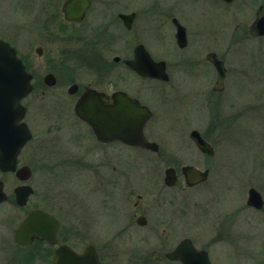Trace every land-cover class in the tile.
Wrapping results in <instances>:
<instances>
[{
	"label": "rangeland",
	"instance_id": "rangeland-1",
	"mask_svg": "<svg viewBox=\"0 0 264 264\" xmlns=\"http://www.w3.org/2000/svg\"><path fill=\"white\" fill-rule=\"evenodd\" d=\"M0 1V24L5 25L9 36L18 31L13 42L37 77L33 92L23 100L28 108L25 121L34 137L21 152L19 164L27 163L31 166L33 175L28 183L36 189L52 191L54 188L57 192L60 190L69 194V191H73L67 180L68 175L61 168H57L56 172L52 170V166L45 164L41 167L36 147L37 141L43 136L51 140L50 143L46 142V150H52L50 146L53 145L55 148L52 151L60 154L72 150L68 149L71 147L70 131L69 128H65V122H63L65 126L57 133L51 135L49 129L50 125L58 120H65L68 125L75 114V101L73 96L67 93L70 81L73 78L82 83L97 80L94 71H89L81 63V60L85 59L84 55L88 54L86 48L90 46L85 38L84 25L74 28L76 35L72 33L71 35L70 29L62 32L52 19L44 20L54 16L52 8L59 11L58 19H63L60 8L64 0H53L58 2L54 7L51 0ZM133 1L136 4L149 0ZM156 1H163L166 4L168 2L151 0L152 3ZM169 3V6L172 4L177 7L179 19L190 32L189 47L181 50L170 32L164 33L165 37L162 38L154 26H151L147 43L155 56L171 61L170 83L164 86L157 84L155 80H140L129 70L120 68V65L110 66L109 70L106 69L108 73L101 75L100 78L107 88H111L109 84L113 83L111 79L116 80L113 78L114 74L126 73V85L132 89H136L139 84L145 86L148 84L147 87L156 86L160 89L159 100L153 92L146 96L153 101L157 100L162 108L150 126L156 135L161 137L165 147H179L180 133L188 132L192 128H197L208 135L215 146L214 157L207 158L204 155L201 157V168H210L208 179L183 194V207L180 210L182 223L180 225L176 223L179 233L174 236L170 233L153 234V239L146 245L157 246L164 243L169 236L175 243L184 237H192L197 244L209 249L215 264H264V207L255 209L247 204L248 191L251 187L258 189L264 198V87L261 84L264 82V73L258 68L260 72L256 73L255 68H252L256 65L254 62L257 60L258 47L264 49V41L235 43L227 39L215 43L217 46L215 50L225 56L232 73L227 77L225 90L212 95L211 87L216 80V71L205 59L211 48L201 46L197 57H194L197 52L193 54V49L197 50L198 44H212L216 36H220L219 30L223 23L232 25L231 30H228L231 33L235 22H230V12L220 7L215 0H169ZM138 11L143 15V8ZM59 22L62 23V20ZM168 23L172 29L171 23ZM63 25L66 30L68 26ZM116 26L118 23L110 25V30L114 34L107 36L108 39L118 35ZM164 29L166 30V27ZM121 38L126 44L131 41L130 37L126 38L123 34ZM39 46L43 47L41 55L36 52ZM116 52L118 51L107 53L109 60L112 61ZM241 69L247 70L248 73L242 75L239 73ZM46 72H52L57 76L55 86L49 87L44 83ZM207 93L211 95L210 102ZM155 123L157 125H154ZM78 130L88 129L80 125ZM94 140L92 135H88L84 142L82 140V146H95ZM127 154L132 156L123 150V161ZM53 155L54 153L51 157ZM138 157L140 158L137 156V159ZM141 160L151 162L156 161V158L141 157ZM158 171L161 170L155 172ZM152 179L156 181L153 176ZM0 180L4 181L8 194L13 193L14 186L20 183L15 174L1 171ZM90 185L87 201L90 204V215L93 217L92 212L95 209L98 211L99 202L91 195L96 184L93 182ZM175 193V190H165L161 196L171 198ZM0 210L9 209L1 207ZM98 214L99 216L95 215L92 218L91 225L98 231L106 232V242L126 241L133 245L137 237L141 242L139 237L144 234H133L127 240L126 235H122L119 240H114L112 233H108L116 224V211ZM114 264L129 263L119 260Z\"/></svg>",
	"mask_w": 264,
	"mask_h": 264
},
{
	"label": "flooded vegetation",
	"instance_id": "flooded-vegetation-1",
	"mask_svg": "<svg viewBox=\"0 0 264 264\" xmlns=\"http://www.w3.org/2000/svg\"><path fill=\"white\" fill-rule=\"evenodd\" d=\"M51 1L53 7L58 3L53 0ZM65 1L62 2L60 8V14H62L63 19H58L57 15H59V11H55V8H52L54 16L50 17V19L45 18L44 20L51 21L52 19L59 26V30L66 32L67 29H70L69 34L72 33L74 35H76V32L73 29L84 25L85 38L90 46L86 48L88 49V54L84 55L85 59H83L84 61L81 60V63L89 71L93 70V74L97 75V80L92 79L82 83L73 78L70 81L71 84L67 89V93L72 95L75 101L74 113L76 102L89 89H94L107 95L125 92L149 108L151 117L145 123L144 135L146 140L154 144L155 147L130 144L120 138L108 141L100 140L93 128L85 120L77 116L76 113L68 124L70 126L67 125L65 120H58L51 124L49 129L51 135L57 133L65 125V128H69V143L71 147H68V149L72 150L66 151L67 153L61 151L63 153L60 154L52 151L55 145L50 146L52 150H46V142L50 143L51 140L41 136L42 139L37 141L36 147V151L38 150V160L41 167L46 164L52 166L53 171L61 168L68 175L67 180L73 192L69 191V194H66L60 190L57 192V189L54 188H52V191L46 189L40 191L36 189V187L28 183L33 175L32 168L31 176L27 180L17 178L20 183L14 186L13 193L11 194L5 191V183L3 180H0L4 183V191L6 193V199L0 201V208L5 207L9 209L0 210V250H2L0 264H82L83 259L81 261L80 258L74 257L86 254L90 248L96 252L101 264H114L119 260H125L129 264H184L180 259H171L168 254L173 252L180 242L186 238L191 239L197 250L206 251L211 264H215L209 249L197 244L192 237H184L175 243L173 242V238L169 236L170 239H166L164 243L157 246L149 247V245H146L150 239H153V234L162 233L169 235L170 233L174 236L179 233L177 225L182 223L180 210L183 207V194L188 189L201 184L187 185L186 176L182 169L184 166L190 165L201 170H210L209 167L201 168V157L204 155L207 158H211L214 157L215 153L213 156L208 155L198 147L195 140L191 137L192 131L197 128L180 133L178 140L179 147L172 148L169 146L168 148L163 145L161 137L157 136L150 126V123L156 114H158L157 112L162 111V108L157 100L153 101L146 96V94H152L153 92L159 100L161 94L158 87H147L149 86L148 84L147 86L139 84L142 86L138 85L136 89H132L126 85V73L119 75L117 72V74H114L113 78H116V80L111 79L113 83L108 82L111 84V88H107L104 85L105 82H102L100 79L102 78L101 75L108 73L106 69L109 70L110 66L120 65V68L129 70L131 74L140 80H155L157 84H163L164 86L169 84L171 61L158 58L161 56H155L151 52L147 40L151 33V26H154V28L157 27L156 31L162 38L165 37L164 33L170 32L169 34L172 35L176 45L181 50L189 47L190 32L187 26L179 19L180 15L177 12V7L172 4V7L169 6L172 3H169V0L167 4L163 1L152 3L151 0L136 4H134L133 0H112V2L107 0H90L89 7L82 20H67L63 11ZM215 1L218 2L220 7L226 8L230 12V22H235V24L230 33L228 30H231L232 25L229 26L227 23H223L219 30L220 36H216L212 44H198L197 50L193 49V54L197 52L194 57H197L202 47L211 48L206 53L205 59L216 71V80L212 83L211 87L212 95L220 94L225 90L227 77L232 73L225 56L215 50L217 47L215 43L219 40L227 39H231L235 43L264 41V34H253L251 32L252 26L257 20L258 9L262 8L264 11V0ZM56 8L58 10V6ZM141 8L144 9L143 15H140L138 11ZM59 20H62V23ZM168 22L171 23L172 29ZM178 22L186 28L187 43L184 47L178 44L176 37ZM114 23H118V26H116L118 35H115V38L108 39L107 36L114 34L110 30V25ZM63 24L68 26L66 30ZM4 26L0 24V39L11 43L18 55L23 59L18 47L13 42L14 36L18 34V31L13 32V36H9L7 28ZM165 27L166 30L164 29ZM122 34L126 38H131L129 44L121 40ZM138 46H143L153 60L157 62L163 60L166 62L169 80L144 76L128 64L129 60L135 59L139 54L137 52ZM113 51L118 52L112 57L111 61L107 53ZM36 52L41 55L43 47H37ZM80 52L82 53L83 50L81 49ZM209 53H215L217 58L223 61L225 65L226 73L222 91L214 89L218 79V70L216 65L207 58ZM179 57L181 58V55ZM256 58L257 60L254 62L256 65L252 68H255L256 73L260 72L258 69H262L264 73V49L258 47ZM24 62L27 70L33 75V85L35 86L37 81L35 72H33L32 68L28 67L25 60ZM241 70L239 73L242 75L243 73H248L247 70ZM49 73L52 72H46L45 76ZM45 76L43 80L47 86L53 87L56 85L57 76L55 74L56 82L54 85H48L45 82ZM261 84L264 87V82ZM75 85L77 86V90L70 92V88ZM206 95L209 97L207 98L208 102H210L211 95L208 93ZM63 122H65V125ZM80 125L87 127L88 130H78ZM154 125H157V123ZM45 132L48 133V131ZM118 132L121 134V130ZM200 132L215 151L214 143L208 138V135L202 131ZM130 134L133 133L131 132ZM88 135L94 137L95 146H82ZM123 150L132 155L128 156L127 154L124 161L122 156ZM53 153L54 155L51 157ZM137 156H140V158L138 157L137 159ZM154 156L156 161L145 162L141 160V157L153 159ZM27 165V163L19 164L18 162L19 167ZM170 168L174 170L176 178L174 185L165 183L166 170ZM162 169L164 170L163 172ZM156 170L161 171L155 172ZM8 173L15 174L16 176L15 172ZM152 176L155 177V182ZM93 182L96 184V187L92 190L91 195L96 197L99 202L98 211L95 209L92 212L93 217L95 215L99 216L98 212L116 211V224L108 234L112 233L114 240H119L122 235H126L125 239L127 240L133 234H144V236L139 237L141 242L138 241V237L136 238V243L133 245L126 241L106 242V232L98 231L91 225L93 217L90 215V204L87 200L90 195L88 193L89 187ZM27 184L32 186L33 193L28 196L24 204H20L15 190L18 186ZM165 190H175L176 193L171 198L162 197L161 193ZM33 212H37L38 214V216H35L36 219L34 218L36 225L34 231L29 228L17 234V229Z\"/></svg>",
	"mask_w": 264,
	"mask_h": 264
},
{
	"label": "water",
	"instance_id": "water-1",
	"mask_svg": "<svg viewBox=\"0 0 264 264\" xmlns=\"http://www.w3.org/2000/svg\"><path fill=\"white\" fill-rule=\"evenodd\" d=\"M89 4L90 0H66L63 5L65 18L67 20H82ZM177 27L178 44L184 47L187 43L186 28L179 22ZM251 32L264 34V11L262 8L258 9L257 20L253 24ZM137 52L139 54L136 58L128 61L132 68L144 76L169 80L165 61L156 62L153 60L143 46H138ZM207 58L216 65L218 70V79L214 89L222 91L226 73L225 65L215 53H209ZM32 77L15 48L7 41L0 39V170L3 172L16 171L17 177L21 180H27L32 173L31 167L28 165L17 168L18 156L33 136L24 121L27 108L22 104V100L33 89ZM45 82L48 85H54L56 78L50 73L46 75ZM76 90V85L70 88V92ZM75 112L91 125L100 140L108 141L120 138L130 144L155 147L154 144L146 140L144 135L145 123L151 116L149 108L125 92L107 95L89 89L77 101ZM119 130H121V134L118 132ZM131 132L133 134H130ZM191 137L204 153L214 155L215 151L212 145L198 129L192 131ZM182 170L189 186L203 182L209 176V169L201 170L195 166L187 165ZM173 171L171 168L166 170L165 183L168 185L176 183ZM15 193L18 202L24 204L28 196L33 193V188L30 185H21L16 188ZM5 199L4 183L0 181V201ZM247 204L256 209L264 207V198L255 187H251L248 191ZM35 216H38L37 212L31 213L17 229V234L29 228L34 231ZM168 256L171 259H180L184 264H211L207 252L197 250L189 238L182 240ZM74 258H80L81 261L83 259L82 264H101L92 248L86 254L76 255Z\"/></svg>",
	"mask_w": 264,
	"mask_h": 264
},
{
	"label": "bare ground",
	"instance_id": "bare-ground-1",
	"mask_svg": "<svg viewBox=\"0 0 264 264\" xmlns=\"http://www.w3.org/2000/svg\"><path fill=\"white\" fill-rule=\"evenodd\" d=\"M28 185V184H27Z\"/></svg>",
	"mask_w": 264,
	"mask_h": 264
}]
</instances>
